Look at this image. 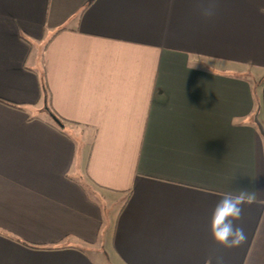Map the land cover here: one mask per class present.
<instances>
[{
  "label": "crops",
  "instance_id": "0c3cea01",
  "mask_svg": "<svg viewBox=\"0 0 264 264\" xmlns=\"http://www.w3.org/2000/svg\"><path fill=\"white\" fill-rule=\"evenodd\" d=\"M0 98V264H264V0H0Z\"/></svg>",
  "mask_w": 264,
  "mask_h": 264
},
{
  "label": "clouds",
  "instance_id": "9594fccd",
  "mask_svg": "<svg viewBox=\"0 0 264 264\" xmlns=\"http://www.w3.org/2000/svg\"><path fill=\"white\" fill-rule=\"evenodd\" d=\"M218 0H197V11L204 19L215 15ZM256 199V192L238 191V194L225 193L215 204L210 216V232L214 241L226 248H237L247 240L240 220L243 205ZM205 264H211L206 260Z\"/></svg>",
  "mask_w": 264,
  "mask_h": 264
},
{
  "label": "trees",
  "instance_id": "16d2710c",
  "mask_svg": "<svg viewBox=\"0 0 264 264\" xmlns=\"http://www.w3.org/2000/svg\"><path fill=\"white\" fill-rule=\"evenodd\" d=\"M45 91H46V87H45ZM47 93V91H46ZM0 103L10 107V108H13V109H16V110H20V111H25V106L21 103H17V102H13V101H10V100H7V99H2L0 98ZM50 111L52 112V115H54V117H56L62 124H64L63 127H61L59 124H57L54 120H53V117L50 116V125L54 128H56L57 130H59L61 133L67 135V132H66V129L69 127L70 124H73L71 121H68L66 119H64L63 117H61L60 115H58L55 111L51 110ZM30 120H33L34 118H29ZM20 243L26 245V246H30V247H35V248H60L58 246L54 247V246H37V245H33V244H30L28 242H25V241H21V240H18Z\"/></svg>",
  "mask_w": 264,
  "mask_h": 264
},
{
  "label": "rangeland",
  "instance_id": "374dc122",
  "mask_svg": "<svg viewBox=\"0 0 264 264\" xmlns=\"http://www.w3.org/2000/svg\"><path fill=\"white\" fill-rule=\"evenodd\" d=\"M29 40L33 41V44H34L33 57L35 58L39 53L38 42L35 39L29 38ZM248 74H249V77L253 80L254 84H259L261 76H262V74L259 71H257V72L251 71ZM116 211H117V207H116ZM112 253H113V251H112ZM118 263L122 264L120 261H118ZM106 264H108V262Z\"/></svg>",
  "mask_w": 264,
  "mask_h": 264
},
{
  "label": "water",
  "instance_id": "95a60500",
  "mask_svg": "<svg viewBox=\"0 0 264 264\" xmlns=\"http://www.w3.org/2000/svg\"><path fill=\"white\" fill-rule=\"evenodd\" d=\"M46 110H47V112L49 113V115H51V117H53V120L57 123V124H59L61 127H63L64 126V124H62L56 117H54V115H52V112L50 111V109L48 108V107H46Z\"/></svg>",
  "mask_w": 264,
  "mask_h": 264
}]
</instances>
